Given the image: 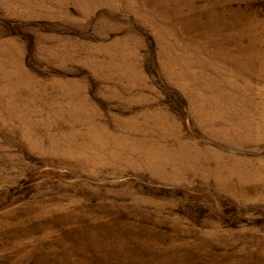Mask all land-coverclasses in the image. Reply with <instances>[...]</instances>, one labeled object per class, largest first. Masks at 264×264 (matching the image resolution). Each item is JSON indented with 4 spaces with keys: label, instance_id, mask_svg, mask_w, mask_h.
Wrapping results in <instances>:
<instances>
[{
    "label": "rangeland",
    "instance_id": "1",
    "mask_svg": "<svg viewBox=\"0 0 264 264\" xmlns=\"http://www.w3.org/2000/svg\"><path fill=\"white\" fill-rule=\"evenodd\" d=\"M0 264H264V0H0Z\"/></svg>",
    "mask_w": 264,
    "mask_h": 264
}]
</instances>
